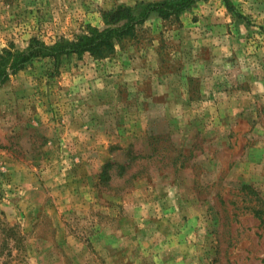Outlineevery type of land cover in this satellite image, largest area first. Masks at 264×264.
Segmentation results:
<instances>
[{
  "label": "rangeland",
  "instance_id": "1",
  "mask_svg": "<svg viewBox=\"0 0 264 264\" xmlns=\"http://www.w3.org/2000/svg\"><path fill=\"white\" fill-rule=\"evenodd\" d=\"M138 1L0 0V53ZM0 264H264V0L152 14L1 84Z\"/></svg>",
  "mask_w": 264,
  "mask_h": 264
},
{
  "label": "trees",
  "instance_id": "2",
  "mask_svg": "<svg viewBox=\"0 0 264 264\" xmlns=\"http://www.w3.org/2000/svg\"><path fill=\"white\" fill-rule=\"evenodd\" d=\"M199 1L203 0H141L134 5L120 3L103 10V28L89 24L75 38H60L51 44L32 37L26 48L5 49L0 53V85L37 57H52L59 61L63 56H82L88 52L94 58H106L123 39L134 36L137 27L144 24L152 14L162 19L179 18Z\"/></svg>",
  "mask_w": 264,
  "mask_h": 264
}]
</instances>
